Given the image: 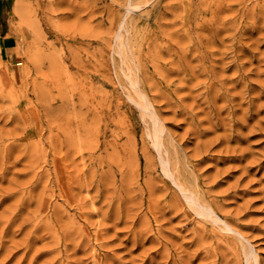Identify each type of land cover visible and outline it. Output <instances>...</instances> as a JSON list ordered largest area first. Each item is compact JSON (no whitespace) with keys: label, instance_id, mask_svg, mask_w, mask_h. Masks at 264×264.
Instances as JSON below:
<instances>
[{"label":"rangeland","instance_id":"obj_1","mask_svg":"<svg viewBox=\"0 0 264 264\" xmlns=\"http://www.w3.org/2000/svg\"><path fill=\"white\" fill-rule=\"evenodd\" d=\"M7 6L0 264H264V0Z\"/></svg>","mask_w":264,"mask_h":264},{"label":"bare ground","instance_id":"obj_2","mask_svg":"<svg viewBox=\"0 0 264 264\" xmlns=\"http://www.w3.org/2000/svg\"><path fill=\"white\" fill-rule=\"evenodd\" d=\"M122 51V50H121ZM120 51V52H121ZM133 76V75H132ZM140 97H141V95H140ZM140 99V98H139ZM146 101H144L143 102V105L145 106V111H148L149 112V110L147 109V103H145ZM149 102V101H148ZM140 103H141V101H140ZM145 103V104H144ZM150 105V104H149ZM149 107V106H148ZM153 110V109H152ZM147 112V113H148ZM153 113H154V111H153ZM150 114H151V112H150ZM152 115V114H151ZM155 128H154V133H155V136H156V138H155V144L157 145V147H158V149L160 150V149H162V139H161V135H162V132H163V125L162 124H160V119L157 117H155ZM170 155L168 156V158H166V160L164 161V168H165V170L168 172V171H170V174L172 175V177L174 178V179H178V176L177 175H175V173L173 172L172 173V169L173 170H177V171H180L181 170V168H180V165L179 166H177V165H175V167H174V165H173V163H171V161H170ZM172 168V169H171ZM186 192H185V194H186V196H187V198H188V200L190 201V203H191V205H193L194 207H196L197 209H199L202 213H206V214H208V215H210V216H212L213 215V213L211 212L212 210L210 209V208H207V206L203 203V201L199 198V195L196 193V192H194V191H191V190H189V189H186L185 190ZM70 233V232H69ZM71 234V233H70ZM67 235L68 234H66V237H67ZM70 236V235H69Z\"/></svg>","mask_w":264,"mask_h":264},{"label":"crops","instance_id":"obj_3","mask_svg":"<svg viewBox=\"0 0 264 264\" xmlns=\"http://www.w3.org/2000/svg\"><path fill=\"white\" fill-rule=\"evenodd\" d=\"M8 2L9 0H0V8L2 9V11H5V9L8 7Z\"/></svg>","mask_w":264,"mask_h":264}]
</instances>
